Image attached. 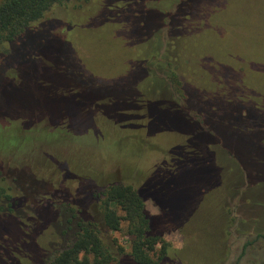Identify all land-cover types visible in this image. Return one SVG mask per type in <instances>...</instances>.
Returning a JSON list of instances; mask_svg holds the SVG:
<instances>
[{
    "label": "rangeland",
    "instance_id": "374dc122",
    "mask_svg": "<svg viewBox=\"0 0 264 264\" xmlns=\"http://www.w3.org/2000/svg\"><path fill=\"white\" fill-rule=\"evenodd\" d=\"M176 2L160 0L155 6L166 10ZM69 8L70 32L62 56L52 46L47 51L52 62L43 59L33 67L34 76L26 73L17 86L0 88V113L8 117L0 121V264H46L73 240L79 216L93 218L104 241L114 239L130 254L127 221L120 220L114 231L105 226V196L95 188L126 176L138 182L164 158L170 163L183 150L190 152L174 161L175 175L168 176L161 166L143 185L153 199L142 194L145 213L158 218L157 229L173 249L166 261L153 255V264H264V0H213L200 6L181 23L175 71H157L159 82L148 88L153 74L143 59L159 20L156 14L141 11L139 0H73ZM63 69L80 83L85 105L97 96V104L106 103L104 112L120 117L126 113L118 110L144 107L150 131L186 135L144 136L133 129L119 138L138 141L139 158L127 171L112 170L120 163L114 149L105 156L89 144L81 148L102 170L72 161L64 151L65 174L49 156L44 135L38 137L49 128L44 114L64 111L77 130L108 127L97 126L103 121L98 106L88 112L78 109L80 100L74 99L73 107L59 108L54 91L72 79ZM146 89L156 91L159 99H153L158 101L181 99L179 107L145 103ZM188 113L199 118L194 121ZM32 116L38 117L14 129L21 121L15 117ZM176 147L175 155L171 150ZM57 191L66 200L54 198ZM112 197L128 199L116 192ZM119 202L109 205L111 222L124 215ZM79 204L83 212L73 215Z\"/></svg>",
    "mask_w": 264,
    "mask_h": 264
},
{
    "label": "trees",
    "instance_id": "16d2710c",
    "mask_svg": "<svg viewBox=\"0 0 264 264\" xmlns=\"http://www.w3.org/2000/svg\"><path fill=\"white\" fill-rule=\"evenodd\" d=\"M72 1L0 0V88H3L6 83L11 86H17L23 80V77L28 74L34 76L36 72L33 74L32 69L36 63H42L41 60L46 59L52 62V54L47 53L52 46L58 48L59 55L62 56L61 51L66 46L65 44L68 43L67 37H69L70 32L68 29L72 18V10L69 5ZM130 1L132 2V0H128V2ZM139 1L142 5L141 11L154 13L159 19L155 27L152 28V38L147 41L146 54L143 59V64L149 68V73L153 74V77L148 81V88V85H156L159 82V77L156 75L157 71H162L164 74L172 73V70L175 71L173 69V61L175 60L173 59L175 57L174 49L179 44V37L182 38L181 32L183 31L182 33H184L181 23L186 21L187 16L199 12L200 6H205L207 1L213 0H177L172 5V8L166 10L155 6V3L160 0ZM179 24H181V27H178ZM63 28H66L65 32L62 31ZM158 30H162L165 37L164 35L161 36ZM28 35H30V38ZM63 70L72 79L67 85L57 86L54 91V93H57L59 108L67 109L73 107V105H76L73 103L74 99L80 100L78 109L84 108L88 112L98 106L102 108L100 120L103 121H99L97 126L104 125L108 127L103 131L92 130L91 128L87 131L77 130L72 127L71 119L64 111L63 113L48 112L44 114L48 116L49 128L38 137L44 135L45 145H51L48 146L51 150V155L49 154V156L53 159L54 165L56 167L57 165L58 167L60 166V170H63L65 174L68 171V166L64 159L65 157H63L62 152L64 151L66 155L70 156L72 161L84 162L86 166L90 165L96 170H102L95 168L93 159L82 153L81 148L89 144L95 147V152H100L105 156L108 155V149H114L120 155V163L113 167L112 170L115 171L118 168H122L127 171L136 166L139 158L135 148L138 141L134 143L130 140L132 143L130 141V143H124L119 138L130 135L133 129H136L135 134L142 133L144 136L159 133H176L180 137L186 135L168 130L150 131L147 126V116L144 112V107L118 110V113L120 112L122 115L123 112L126 113V115L120 117L119 115L115 116L104 112L106 103H102L101 106L97 104L96 100L99 98L97 96L88 105H85V100L80 99V83L75 81L74 75H71L70 70ZM2 93L3 89L0 90V96ZM156 95V91L148 93L146 89L145 98L147 100L145 99L144 102L147 104L156 103L158 101L156 99H159L156 98ZM185 96L187 97V93H185L184 99ZM170 99L164 100L159 106H164L166 107L165 109L176 108V105L179 107L181 99L179 101L174 98ZM196 114L198 115V113ZM91 115L93 116L94 114L92 113ZM187 116L194 121L199 118V115L198 117H191L189 113ZM37 117L32 116L26 120L21 117H15L14 119L21 121H18V124H13V127L14 129L26 127L31 122V119ZM56 117L58 121L54 120ZM7 118L0 113L1 122ZM116 127L118 130H116ZM13 132L16 134L15 131ZM38 137L35 138L37 139ZM19 138L24 139L21 136ZM118 142H122L126 147L123 149L118 146ZM69 145L71 148L68 147ZM55 148L58 149L55 150ZM177 148L179 147L171 150V152L175 154L174 151ZM192 151L194 150L192 149ZM189 152L190 150L178 152L170 160V163L164 158L159 165L153 168L147 178H143L138 182H135L131 176H126L123 177L121 182L117 181L105 187L95 188V191H98V195L105 196V201L102 203L105 226L114 231L119 229L120 220L127 221V233L132 237L130 254H125L123 248L118 245L116 240L104 241L101 229L93 218L79 216L73 240L53 254L46 264H153L154 261L151 258L153 255H156L157 260L160 262L166 261L167 254L173 249L168 242L163 240L161 232L157 229L158 218L147 216L145 213L142 194L144 193L150 198L151 196L146 193L143 185L161 166L167 169L165 174H168V176L172 177L175 175L174 161L177 160V157H180L179 154H188ZM232 154L237 159L235 153ZM124 160H126V165H124ZM112 192H116L120 196H127L128 199L125 202H122L121 199H113ZM52 196L66 200L62 191H57ZM6 198L8 205L10 207L13 206L11 197L6 196ZM111 202H119L124 205V215L116 217L115 222L109 220V215L114 213L109 207ZM83 208L84 206L79 204V210L74 212L73 215L83 212ZM215 264H218V261Z\"/></svg>",
    "mask_w": 264,
    "mask_h": 264
},
{
    "label": "flooded vegetation",
    "instance_id": "af4514ba",
    "mask_svg": "<svg viewBox=\"0 0 264 264\" xmlns=\"http://www.w3.org/2000/svg\"><path fill=\"white\" fill-rule=\"evenodd\" d=\"M162 102H163V100H162V101H157L155 104L159 105V104L162 103ZM116 130H118L117 127H116ZM57 167H58V165H57ZM59 168H60V166H59ZM66 174L68 175V171L66 172Z\"/></svg>",
    "mask_w": 264,
    "mask_h": 264
}]
</instances>
